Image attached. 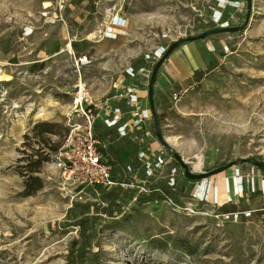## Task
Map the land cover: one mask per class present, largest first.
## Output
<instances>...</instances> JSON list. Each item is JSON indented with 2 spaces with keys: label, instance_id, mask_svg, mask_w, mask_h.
Segmentation results:
<instances>
[{
  "label": "rangeland",
  "instance_id": "1",
  "mask_svg": "<svg viewBox=\"0 0 264 264\" xmlns=\"http://www.w3.org/2000/svg\"><path fill=\"white\" fill-rule=\"evenodd\" d=\"M252 3L246 23V0H103L94 15L75 0H0V48H11L13 63L20 58L47 62L39 73H23L20 67L12 78L0 77V264H68L79 229H62L59 223L75 203L106 206L93 187L65 184L56 165L60 150L50 152L54 143L64 145L69 123H82L72 105L77 87L86 85L97 98L113 95L125 67L197 29H219L218 17L242 29L196 42L212 61L203 74L174 82L160 73L155 108L162 133L192 172L200 161L207 173L239 159L264 157V0ZM120 11L127 33L103 39L101 25ZM83 57L88 62L77 64ZM39 123L57 125L58 134L49 146L31 139L23 148L25 135ZM128 143L114 140L112 150L127 159ZM38 152L52 155L40 173L45 188L23 197L16 161L37 158ZM118 163L121 173L124 163ZM132 164L135 178L142 179L135 158ZM210 179L220 186L221 205L197 204L190 192L176 193L174 204L151 198L137 205V193L117 191L122 216H133L130 221L118 217L119 227L97 228L95 264H264V198L246 194L260 190L264 197V175L238 165ZM234 181L243 182V195ZM227 183L232 199L239 193L233 202ZM98 212L107 225L115 221ZM229 213L238 218L224 220Z\"/></svg>",
  "mask_w": 264,
  "mask_h": 264
},
{
  "label": "built area",
  "instance_id": "2",
  "mask_svg": "<svg viewBox=\"0 0 264 264\" xmlns=\"http://www.w3.org/2000/svg\"><path fill=\"white\" fill-rule=\"evenodd\" d=\"M215 22L220 28L230 27V24L222 22L220 17L216 18ZM126 23V19L119 13L112 15L101 25L102 38L116 40L125 35ZM167 49L157 48L144 55L143 61L158 62ZM87 62L88 58L83 57L77 64ZM150 76L151 71L147 66L135 68L129 65L115 84V93L98 99L92 96L86 85L77 87L73 93L72 105L82 123L68 124L70 132L56 162L62 171L65 184L99 187L105 191H133L137 193L136 199L144 194H160L165 201L174 204L172 196L166 191H176L182 170L175 165L174 156L154 140V117L148 92ZM98 128L115 133L119 139L129 140L138 146L135 159L142 170V179L135 178L137 172L132 160L124 164L121 173L117 172L111 163L112 156L109 155L108 144L97 135ZM261 160L264 163V157ZM252 170L253 173L261 172L253 167ZM192 173L199 175L205 172L201 168L194 169ZM183 174L185 175L184 170ZM262 182L260 185L264 193V179ZM227 185L228 200L233 202L239 193L232 194V199L229 183ZM232 185L234 188L240 187V193L243 195L242 181H234ZM190 197L197 204L221 205L220 186L210 178L196 181L190 191ZM222 216L224 220L238 218L236 213Z\"/></svg>",
  "mask_w": 264,
  "mask_h": 264
},
{
  "label": "trees",
  "instance_id": "3",
  "mask_svg": "<svg viewBox=\"0 0 264 264\" xmlns=\"http://www.w3.org/2000/svg\"><path fill=\"white\" fill-rule=\"evenodd\" d=\"M96 1L97 0H75V2L79 5H86V8L89 10V15L95 14ZM212 28H216V25L215 26L212 25ZM208 31H211V30L210 29H197L193 35L191 34L192 36L191 35L189 36L197 37ZM207 39L208 38L204 40H207ZM72 47L73 49H77L78 45L76 43H72ZM181 47H179L178 49H180ZM168 49L166 50V52L168 51ZM204 61L208 67L211 65V61L207 57L204 58ZM156 64L157 62L146 63L142 59L136 60L132 63V65L135 68L147 66L148 69L151 71V75L153 73V70ZM46 66H47V62H43L40 65L36 66L35 68H32L31 72L36 73L40 70H44ZM163 67L164 65L159 70L157 81L160 78V73L162 72ZM196 73L200 75L203 74L202 71H198ZM186 84H189V82L187 81ZM157 95H158V89H157V86L155 85V98L157 97ZM156 103H157V100L155 99V104ZM56 129H57V125L51 124V123H39L35 125L32 132L28 135H25L26 141L23 143L22 147L23 148L29 147L28 141L31 139H37L39 142H43L46 144V146H49V144L52 142L51 137L56 136L58 134ZM153 131H154V140L158 142L160 145H162L157 138V134L155 130V121H153ZM68 135L69 133L67 134L66 138L68 137ZM97 135L102 139V141L108 144L109 153H110L109 155L112 156L111 163L114 166H116L117 162L125 164L126 162H128V160L131 161L132 159L135 158V154L138 150V146L136 144H133L129 141V143L127 144L128 148H126V150H128L129 152V156L127 159H122L120 155L121 152L118 154L120 156H117L112 150L113 141L119 139L115 133L109 132L102 128H98ZM119 140H122V139H119ZM60 148H61V145L59 143H54L53 147L51 146L50 152L53 154H56L60 150ZM165 148L170 152V154H172V156H174V153L169 148L167 147ZM51 153L38 152L37 158H35V155H27L24 157H19L17 159L16 165H15V171L20 177L23 178V191L21 193V196L31 197V196L38 194L45 188V183L43 179L40 177V173L42 169L44 168V166L50 162L51 156H52ZM20 154L26 155V150H21ZM174 163L178 168L182 170V177H181V180L179 181L176 191L174 192L166 191L168 195L172 196V198L175 196L176 193L182 194V195L187 194L193 189L196 183V181H192L186 178V176L183 174V169L181 168L180 164L175 158H174ZM260 163L264 165L261 159H260ZM224 165L226 164H223L221 166H224ZM242 166L251 167V168L253 167L257 170H260L259 168H257L250 162H246L242 164ZM216 168L218 167H213L209 169V171H212ZM261 173L264 175L263 171H261ZM92 191L97 192L101 195L102 201L103 203L106 204V206H101V205H98L97 203L95 204L91 203V204H86V205L82 203H75L74 206L68 210L66 214V220L60 222L58 225V227L62 229H66L71 226L78 227L79 229L78 237L73 239L70 243V247L68 251V260H67L68 264H88V263L95 264V262L98 259L99 254L93 253L92 245L98 235L97 228L99 226H103V229L104 228L105 229L116 228L122 224V222L117 220V218L122 216L123 214V206L119 202V193L116 190L105 191L99 187H93ZM244 193H245V190H244ZM246 194L250 195L253 199H256V198L263 199L264 198L261 191L251 192L250 190L247 189ZM151 198L155 199L156 201L164 200V197L161 196L160 194H152V195L144 194V195L139 196V199H137L135 204L143 205V203L147 202ZM237 198L238 197H236V199ZM96 206H98V208H96ZM98 211H102L101 214L109 218H114L115 221L107 225L105 218L102 215H100V212ZM132 216H133V213L126 212L122 216V220L130 221Z\"/></svg>",
  "mask_w": 264,
  "mask_h": 264
},
{
  "label": "crops",
  "instance_id": "4",
  "mask_svg": "<svg viewBox=\"0 0 264 264\" xmlns=\"http://www.w3.org/2000/svg\"><path fill=\"white\" fill-rule=\"evenodd\" d=\"M102 1L103 0H97L95 5H97L98 2L101 3ZM96 12L100 13L99 7H96ZM119 14L121 16V11L119 12ZM30 32H31V29L27 28L26 35H29ZM7 51H9L7 54L3 53ZM23 56H19L18 58L23 57ZM205 57H207L210 60V58L207 55H203V52L201 51V46L199 45V43H196V42L187 43L183 45L180 49L175 51L170 56L168 61H166V63L164 64V68L161 74L168 81L169 79L168 77H166V74H169V76H171L174 82L180 79L182 81L189 80V78H191L194 75V72L206 70L208 66L206 65L204 61ZM13 58H14V54L12 53L11 48H7V47H3V49L0 48V77L6 76L7 78H12V76L15 75V72H18V70H20V67L23 73L27 72L28 74V71L32 73L31 72L32 68H35L36 66L45 62L42 60L28 62L26 61V58H20L18 63H13L14 61L11 60ZM211 64H212V61H211ZM41 71L43 70H40L37 73ZM94 98L98 99L97 97H94Z\"/></svg>",
  "mask_w": 264,
  "mask_h": 264
},
{
  "label": "water",
  "instance_id": "5",
  "mask_svg": "<svg viewBox=\"0 0 264 264\" xmlns=\"http://www.w3.org/2000/svg\"><path fill=\"white\" fill-rule=\"evenodd\" d=\"M246 3H247L246 23H248L250 16H251V10H252L253 3H252V0H246ZM241 29H242V27H239V28L238 27L237 28H233V27L219 28V29H214V30L208 31V32H206L200 36H197V37L181 38L178 41L172 43L171 46L169 47L168 51L165 53V55L157 62L156 66L153 70V73L151 75V78H150L148 92H149L150 107H151V110L153 112V117H154V121H155V130H156L157 138H158L159 142L164 147L171 148V146L168 144V142L166 141V139L162 133V129L160 126V121H159V116H158V114L156 112V108H155V85H156L157 76H158L160 68L165 64L167 59L170 58V56L179 47H181L185 43L197 42V41L204 40L208 37H211L214 35H219V34H231V33L238 32ZM174 158L178 161L181 168L184 170L186 178L189 180H192V181H199V180L211 178L213 176H216L218 174H221L223 172L228 171L232 167L242 165L246 162L252 163L254 166H256L257 168H259L261 171L264 172V165L262 163H260V161H257L254 158H248V159H239V160L230 162L227 165L220 166V167H218V168H216L210 172L197 175V174H194L190 171L188 164L185 162V160L182 158L181 155L174 153Z\"/></svg>",
  "mask_w": 264,
  "mask_h": 264
},
{
  "label": "bare ground",
  "instance_id": "6",
  "mask_svg": "<svg viewBox=\"0 0 264 264\" xmlns=\"http://www.w3.org/2000/svg\"><path fill=\"white\" fill-rule=\"evenodd\" d=\"M201 167H202V162L200 161V163L198 164V165H196V169H201ZM226 195H227V193H226Z\"/></svg>",
  "mask_w": 264,
  "mask_h": 264
}]
</instances>
